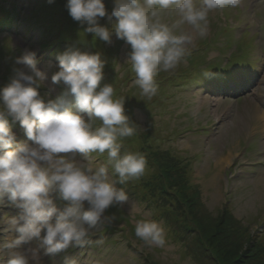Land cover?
<instances>
[{
	"label": "rangeland",
	"instance_id": "374dc122",
	"mask_svg": "<svg viewBox=\"0 0 264 264\" xmlns=\"http://www.w3.org/2000/svg\"><path fill=\"white\" fill-rule=\"evenodd\" d=\"M9 1H14L17 13L11 24L0 29V87L10 82L17 69L24 68L16 58L31 50L36 53L37 68L46 73L38 91L45 101L56 100L67 91L63 81L53 83L51 79L58 71L57 55L68 48L98 52L105 61L101 85L112 83L115 95L125 98V113L137 127L136 135L125 139L124 146L144 153L148 161L145 174L126 186L129 200L119 207L132 226L114 221L111 234L100 230L85 248L45 255L44 264H67L72 259L76 264H141L149 253L160 264H213L196 245L189 249L185 236L177 234L180 230L163 217V211L153 212V199H149L155 197L153 192L147 194L145 189L143 194L144 178L152 174L155 182L153 172L158 174V166H151L149 160L154 152L167 154L172 164L183 159L189 162L184 166L188 175L184 169L177 170V164L172 169L198 190L197 212L207 217L208 212L217 214L227 204L251 228L264 229V0H241L236 9L210 14L209 35L191 46L190 53L200 55L195 64L188 66L186 56L174 71L160 73L158 94L151 99L143 97L133 82L134 74L126 63L131 47L124 40L115 34L110 43L94 40L93 34L84 32L86 24L70 16L66 0ZM104 2L111 12L113 0ZM100 23L106 24V17ZM223 28L228 30L223 33ZM52 38L58 42L41 48V42ZM233 52L247 54L230 59ZM203 55L208 62L220 59L221 66H227L221 70V81L211 67L205 68L206 63L199 59ZM229 60L234 61L230 67ZM9 122L18 143H31L18 121L9 118ZM19 211L7 201L0 205V216H16ZM145 218L163 227V247H149L135 234L131 242L126 238L136 221ZM193 247H197L196 254Z\"/></svg>",
	"mask_w": 264,
	"mask_h": 264
},
{
	"label": "clouds",
	"instance_id": "9594fccd",
	"mask_svg": "<svg viewBox=\"0 0 264 264\" xmlns=\"http://www.w3.org/2000/svg\"><path fill=\"white\" fill-rule=\"evenodd\" d=\"M240 4L113 0L108 12L104 0H66L70 16L86 24L84 32L94 40L110 43L115 34L130 45L126 63L148 99L158 94V75L174 71L194 42L207 38L210 14ZM57 60L51 79L63 81L67 91L56 100L40 95L46 73L31 50L16 58L24 68L0 87V205L7 201L20 209L16 216H0V264H44L45 255L85 248L113 223L108 210L128 202L126 186L147 169L145 154L124 146L137 127L125 113V98L115 95L112 83L101 85L100 53L68 48ZM9 118L31 143L17 142ZM134 234L149 247L166 243L163 227L148 218L136 221Z\"/></svg>",
	"mask_w": 264,
	"mask_h": 264
},
{
	"label": "trees",
	"instance_id": "16d2710c",
	"mask_svg": "<svg viewBox=\"0 0 264 264\" xmlns=\"http://www.w3.org/2000/svg\"><path fill=\"white\" fill-rule=\"evenodd\" d=\"M15 13L17 12L14 1H0V29L13 22ZM100 21H102V19ZM225 28H223L225 30L223 33L228 30ZM221 33L222 30L217 34L221 35ZM57 42L55 38L43 41L41 42V48L52 46ZM205 42L210 43L209 40ZM58 49L59 48H56L54 52H57ZM196 53L198 52L190 53V55L187 56L188 66L189 64L194 65L195 63L193 62L200 56ZM246 54L247 53L236 54V52H233L229 57L230 59L234 57L242 58ZM199 59L206 63L205 68L211 67L213 70L212 72H215L216 76L219 77L218 81H221L220 77L224 75V72L221 70L227 66H221L220 59L208 62L205 55L201 56ZM233 63L234 61L231 62L229 60L228 67L233 65ZM197 69L205 70L199 67H197ZM149 160H151V166H155V168L158 166V174L153 172L156 178L155 182H153L152 174L148 176V178H144L147 180L146 183L142 181L143 194H145V189L147 194L148 191L153 192L155 197H148L149 199H153L151 202L153 212L163 211V217L172 220L176 228L180 230V233L177 234L182 238L183 235L185 236L186 239L183 238V240L188 244L189 249H192L191 246L196 245L203 250L204 253H207V256H210L213 264H264V229L256 231L251 228L250 224L236 217L227 204L220 207L218 211H216L217 214L213 213V211L208 212L205 210L210 213H207L209 215L207 217L201 212H197V201L200 204L198 190L196 187L192 186L191 183H186L182 179L179 171L174 172V169H172V166L177 164V170L184 169L185 173L188 175V169L184 166L185 164H189V162L183 159L182 161H176V163L173 162L172 164L171 159L167 158V154H157L155 152ZM193 211H196V213L193 214ZM107 214L114 215V221L124 222L132 226L129 219L125 216V213L119 207L109 209ZM112 226L113 225L104 226L101 230L111 234L114 232ZM125 228L126 226L122 229ZM133 234L134 226L133 233L129 237H126L129 239V242L132 241ZM188 237H190V240L187 241ZM108 238L111 240L113 239L112 236H108ZM197 247H193L195 254L198 252V250H195ZM140 263L160 264L153 253L146 254L144 261Z\"/></svg>",
	"mask_w": 264,
	"mask_h": 264
}]
</instances>
